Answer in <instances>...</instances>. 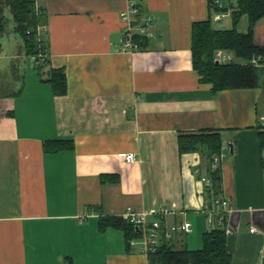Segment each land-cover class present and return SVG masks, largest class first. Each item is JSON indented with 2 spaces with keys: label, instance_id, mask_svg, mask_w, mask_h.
I'll use <instances>...</instances> for the list:
<instances>
[{
  "label": "crops",
  "instance_id": "crops-1",
  "mask_svg": "<svg viewBox=\"0 0 264 264\" xmlns=\"http://www.w3.org/2000/svg\"><path fill=\"white\" fill-rule=\"evenodd\" d=\"M134 1L152 18L154 35L146 48L124 52L120 13L128 0H36L47 58L41 72L63 69L67 91L54 95L44 77L25 70L19 92L0 93V264H63L67 257L73 264H148L120 229L100 230L98 219H123L128 207L172 210L167 223L194 217L207 192L199 179L207 160L198 151L180 153V133H219L221 194L235 210L244 202L233 197L236 170L225 151L246 142L259 147L261 87L213 92L200 82L191 25L209 17V0ZM253 39L264 45V15ZM50 139L72 146L44 151ZM119 152L135 159L126 163ZM254 207H243L246 239L261 246L264 206ZM240 220L236 211L238 230ZM170 242L187 247L185 235Z\"/></svg>",
  "mask_w": 264,
  "mask_h": 264
},
{
  "label": "trees",
  "instance_id": "trees-1",
  "mask_svg": "<svg viewBox=\"0 0 264 264\" xmlns=\"http://www.w3.org/2000/svg\"><path fill=\"white\" fill-rule=\"evenodd\" d=\"M212 0H209L210 4ZM5 9L11 13L14 31L23 39L27 55L42 52L41 40L38 32L44 24L43 12L36 6V0H0V51L1 36L5 31ZM138 15L142 12L138 9ZM247 18L245 30L238 29L242 16ZM264 15V0H236L231 5V26L229 28H215L209 17L194 21L191 25V60L202 83L211 85L213 92L219 90L241 88H264V45L257 44L253 39V27ZM138 49H144L147 38L134 36ZM224 49L233 53L236 58L229 63H215L214 51ZM43 53V52H42ZM257 57L259 65L250 62ZM44 58L39 65H35L38 73L46 64ZM51 85L54 95H63L67 91L66 75L61 68L50 67L47 77L42 79ZM259 147L264 149V132L258 131ZM72 146L69 139H50L43 143L44 151L56 152ZM222 141L215 131H200L196 133H180L178 135V149L180 153L198 151L207 160V174L212 180L214 194L221 193L220 168H212V156L221 153ZM264 166V164H262ZM108 227L120 229L124 238L128 240L138 236L136 228L128 221L118 216H100L98 228ZM129 246V245H128ZM148 264H232L233 254L227 247L226 235L220 229H206L202 233V244L199 248L189 249L185 246L177 247L173 242L164 241L154 251L147 254ZM63 264H73L71 258H65ZM264 264V254L262 259Z\"/></svg>",
  "mask_w": 264,
  "mask_h": 264
},
{
  "label": "rangeland",
  "instance_id": "rangeland-1",
  "mask_svg": "<svg viewBox=\"0 0 264 264\" xmlns=\"http://www.w3.org/2000/svg\"><path fill=\"white\" fill-rule=\"evenodd\" d=\"M6 17L5 31L1 36V51H0V81H2V89L0 93L19 92L23 86V74L25 70L27 72L38 74L37 69L30 68V56L25 55L24 42L21 35L14 31V22L11 17V13L8 9L4 11ZM247 25L246 16H242L238 29L240 31L245 30ZM212 26L215 28H229L231 26V17L226 16L220 23L212 22ZM41 40V36H38V41ZM8 56H15L12 62L9 63ZM11 59H9L11 61ZM44 68V67H43ZM31 69V70H30ZM41 76L46 78L47 73L41 72ZM262 91L258 97V103L264 101V88H260ZM227 137L232 143L234 139ZM251 143L245 144L234 148L233 154L225 151L226 157L230 158L233 163L236 174H234V199H241L244 202L239 204L236 211L241 212V220L239 222L238 232L226 235L227 244L233 254V264H259L261 260L262 251L264 245L252 244L246 239L248 238V214L249 212L246 206H257L254 209H259L258 206H264V149H260L258 145L251 146ZM242 149V150H241ZM243 166V167H242ZM242 167V168H241ZM241 168V170H240ZM233 169V170H234ZM243 206V207H241ZM194 217L188 218L192 224V232L185 235V242L188 248H199L202 244V232L206 229H211L208 223V216L201 213L200 209ZM247 216V217H246ZM247 221H246V219ZM238 239L241 242H238ZM239 243V244H238ZM238 244V248L236 245ZM238 251H237V249ZM261 248V249H260ZM237 251V253H236ZM235 252V253H234ZM236 254V255H235Z\"/></svg>",
  "mask_w": 264,
  "mask_h": 264
},
{
  "label": "built area",
  "instance_id": "built-area-1",
  "mask_svg": "<svg viewBox=\"0 0 264 264\" xmlns=\"http://www.w3.org/2000/svg\"><path fill=\"white\" fill-rule=\"evenodd\" d=\"M236 0H212L210 2L211 22L220 23L223 18L230 15L231 5L235 4ZM120 19L123 23L122 36L120 38V49L124 52H130L138 49V43L134 41V36L152 37L153 21L148 15H138V7L134 0H128L127 8L120 13ZM33 65H39L45 58L42 52L36 55H31ZM236 58L233 53L224 50L216 49L214 51V60L218 63H229ZM250 62L254 65H259L257 57H252ZM257 127L264 132V105L257 117ZM124 162H131L135 159L132 152L117 153ZM222 153L212 156L211 167H218ZM196 172H199L196 169ZM200 181L206 188V195L200 208V212L208 216V223L211 229H220L225 235L233 234L238 231V225H232V217L236 210L231 206V199L221 193L214 194L212 188V180L208 174H200ZM172 214L169 209H160L155 212L135 211L128 207L123 214V219L131 223L138 231V236L129 240L130 245L136 246L137 249L147 256L150 251H154L162 242L170 241L174 235H186L192 232V224L189 220L167 223L165 216ZM249 231H256V227L251 225Z\"/></svg>",
  "mask_w": 264,
  "mask_h": 264
},
{
  "label": "water",
  "instance_id": "water-1",
  "mask_svg": "<svg viewBox=\"0 0 264 264\" xmlns=\"http://www.w3.org/2000/svg\"><path fill=\"white\" fill-rule=\"evenodd\" d=\"M215 63H218V61H217V60H215Z\"/></svg>",
  "mask_w": 264,
  "mask_h": 264
}]
</instances>
